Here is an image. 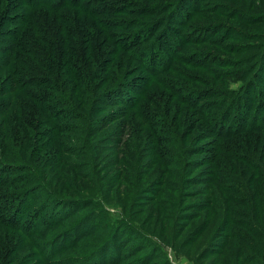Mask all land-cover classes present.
I'll list each match as a JSON object with an SVG mask.
<instances>
[{
    "label": "rangeland",
    "instance_id": "rangeland-1",
    "mask_svg": "<svg viewBox=\"0 0 264 264\" xmlns=\"http://www.w3.org/2000/svg\"><path fill=\"white\" fill-rule=\"evenodd\" d=\"M146 1L150 2V5L156 0ZM211 1L217 6L227 7L229 13L225 10L228 14L216 15L208 11L206 15L210 19L206 16L205 18L195 16L192 21L195 19L196 21L192 23L194 25L199 23L195 29L197 34L201 35L207 32L210 34L212 32L210 28L214 29V26L220 28L214 35L212 33L210 38L220 37L221 48L215 49L201 42L200 46L187 45L185 51L203 50L206 57L210 54L213 59L219 58L220 61H239L238 59L244 58L243 56L253 58L264 50V0ZM241 12L246 16L258 17H249L256 19L246 23ZM44 13H46L44 10L34 11L35 19L37 17L40 20V16L44 17ZM122 16L126 19L131 18L130 14ZM233 16L236 18L232 19ZM130 24L128 20L125 28L114 30L123 32L124 40L133 41L137 35L134 30L136 25ZM108 50L109 48L105 47L96 51V59L91 61L90 67L98 68L99 61L105 63L106 59L111 62L105 69L107 72L104 73V69H100L102 73L95 78L96 82L105 74L108 76L107 81H102L106 83L99 85L101 87L97 93H105L104 97L107 99L119 100L120 105L98 107L92 112L85 110L92 127L87 139L84 132L86 122L79 123L75 128L73 123H68L69 132L62 131L55 141L60 143L59 140H66L68 147L66 152H72L75 146H84L85 150H78V155L65 154L64 151V158L59 160L58 156H54L59 148L56 144H53L55 149L50 148L48 144L43 146L49 147L42 148L46 140L43 129L48 126L45 122L42 126L40 123L36 124L37 117L29 114V108L24 106L27 103H22L26 100L23 94L5 91L6 95L0 98V264H86L84 257L92 251L89 250L91 245L94 246L93 249L96 248L94 254L98 253L97 255L105 260L116 261L123 249L120 250L115 244L114 254L109 250H105L104 253L102 251L105 243L111 239L112 232L115 231L119 234L127 231L129 234L135 233L133 237L125 239L123 246L124 244L127 246L126 243L130 240L140 245L129 253L126 252L125 247L126 255L118 259L120 264L143 262L145 258L143 264H162L163 261L168 262L167 264H264L262 257L264 253L262 247L264 245L262 240L264 238V133H251L244 135V138L235 137L220 143L209 141L210 139L204 137L208 127L202 124L197 111L172 96L156 82L153 81L145 86V82L140 81L145 68L141 63L136 62V56L128 57L127 52L110 55L107 53ZM154 62L156 65L159 64L156 60ZM174 65L179 66L180 71L187 73L186 77L181 76V81L194 90L205 89V79L217 83L216 80L220 79L221 73L228 70L224 66L209 65L216 72H221L214 80L199 66L182 65L179 62ZM58 75L63 81L64 75L61 73ZM123 76L125 77L123 79L129 82V86L135 85L133 89L146 87L141 98L123 87L122 90L130 94L129 98H135L133 99L137 102L135 106L133 100L125 101L126 94L121 96L120 92H114L118 89L117 85L111 86ZM236 80L230 77L229 80L222 82L227 83L229 89H239L242 81ZM53 93L48 89H39L36 92L41 97H50ZM124 101L127 104L123 105ZM140 103H144L141 109ZM18 104L20 105L15 109ZM110 112L117 114H108ZM108 117L110 119L103 123ZM146 119L150 120L149 123H146ZM233 119L230 120L231 124L237 122ZM101 125L103 127H100ZM158 127L167 129L165 132L171 131L178 135V138L183 136V145L189 148L188 153L183 157L187 161L186 165L173 166L168 177H171L174 171L182 172L176 174L178 176L176 178L164 179L163 185H161V179L164 178L162 172L169 167V164L165 162L166 158H163L161 166L158 163V156L169 158L166 151H171L174 146L167 141L163 145L155 141L154 133ZM122 128L125 129V134L119 137ZM112 138H120L122 143H106L112 141ZM84 139L88 140L89 147L81 145ZM216 144L220 147L217 148ZM199 146L205 148L197 151ZM40 148L43 150L41 151ZM247 159L254 161L255 165H251ZM209 160H213V163H209ZM225 161L239 167L232 165L230 170L225 169L227 166ZM34 171H39L44 176L43 184H47L60 195L87 200L84 202V207L92 201L82 213L79 212V215L68 218V227H81L73 231L74 235L79 236L77 245L57 251L49 258L39 257L36 253L41 248H44L45 252L49 251V243L42 242V238L37 235H33L34 239H31L30 234L23 233L22 231L26 229L24 223L22 231L12 227L14 221H12V213L18 218H27L26 223L34 222L33 218L28 217L35 213L36 199L27 198L22 204L18 203L23 198V192H26L28 197L38 192V187L33 183ZM223 172L229 177L238 174L240 183L252 182L253 177L257 175L262 192L259 200L263 205L260 213L262 219L260 217L256 219L259 228L247 215L232 210L233 207H237L233 202L234 195L228 191L231 183L223 178H217L219 184H228L225 194L230 195L229 205L232 208L225 214L226 217L221 216L224 214L219 211L223 207L213 200L212 195L215 194L213 189L216 182L210 180L222 175ZM22 174L24 181L19 185H12L21 178ZM37 174L41 178V175ZM175 179L180 182L177 184ZM204 206L208 207L200 209ZM244 210L250 213L248 207H244ZM187 213L189 216L185 215ZM217 213L221 215H216ZM243 216H247V219H241ZM45 222L43 218L41 225ZM222 225H225L229 232L224 238L219 231ZM196 231H199V235L194 236ZM80 232H89L90 235L81 237ZM158 238L168 246L160 249V245L156 244ZM46 240L48 242L50 239ZM218 242L217 250L206 251L212 249V246Z\"/></svg>",
    "mask_w": 264,
    "mask_h": 264
},
{
    "label": "trees",
    "instance_id": "trees-1",
    "mask_svg": "<svg viewBox=\"0 0 264 264\" xmlns=\"http://www.w3.org/2000/svg\"><path fill=\"white\" fill-rule=\"evenodd\" d=\"M149 3L146 0H0V98L6 95L5 91H12V94L21 93L26 97L22 103H27L24 106L29 108V114L37 117L36 124L40 123L42 126L45 122L48 126L43 129L46 140L42 146L48 144L50 148L55 149L53 144H56L59 148L54 156H58L59 160L64 158V151L65 154L78 155V150H85L84 146H75L72 152H66L68 148L66 140H59L60 143L55 141L62 131L63 133L69 132L68 123H73V128H75L79 123L86 122L87 126H85L84 132L87 139L92 127L91 120L88 119L85 110L92 112L98 107L120 105L119 100L107 99L104 97L105 93H97L101 87L99 85H104L108 76L105 74L101 80L99 78L100 82H95V78L102 73L100 69H104V73H106L105 69L111 62L106 59L105 63L99 61L98 68L90 67L92 66L91 61L96 59V51L103 50L105 47L109 48L107 53L110 55L127 52L128 57L136 56V62L141 63L145 68L144 75L140 80L145 82V86L154 81L157 85L168 90L172 96L184 101L188 107L190 105L194 111H197L202 124L208 127V132L204 137L210 139L209 141L220 143L223 140L227 141L251 133H264V50L253 58L243 56L244 58L238 59L239 61L243 60L242 62L230 59H228L230 61H220L219 58L213 59L210 54L206 57L203 50H187L188 53L185 51L187 45L200 46L201 42L215 49L221 48L220 37L210 38L211 34L214 35L220 28L214 26V29L210 28L212 30L210 34L209 32L205 35L197 34L195 27L199 23L194 25L192 22L195 23L196 19L194 21L192 19L195 16L198 18L208 17L206 15L208 11L210 14L226 15L230 10H226L227 7L224 8L222 5H215V2L211 0H156L154 4L149 5ZM36 10L46 12L44 17L40 16V20L37 17L35 19L34 11ZM126 14H130L131 18L126 19L122 16ZM241 15L246 19V23L256 19L249 17H258L246 16L242 12ZM235 18L236 16L232 17V19ZM128 20L131 22L130 25H136L134 30L137 35L133 41L124 40V33L114 30L125 28ZM84 27L86 28L83 31ZM80 28H82L81 31ZM154 60L159 64L156 65ZM176 62L182 65L199 66L200 69L206 70L214 80L221 72H216L209 65L224 66L228 70L221 73L220 79L216 80L217 83L205 79L204 87L206 88L194 90L181 81V76L186 77L187 73L180 71L179 66L174 65ZM144 68L142 69L144 70ZM59 73L64 75L63 81L60 79ZM124 76L119 77L111 84L112 87L118 86L114 92H120L121 96L126 94L125 101L135 98H129L130 94L122 90L123 87L130 90L133 95L137 94L138 97H143L142 93L146 87L133 89L135 85L129 86V82L123 79ZM230 77H234L237 79L236 81H242L239 89H229L227 83L222 82L229 80ZM103 80L106 81L102 83ZM39 89H48L54 93L50 97H41L36 94ZM220 101L223 102L219 103ZM136 103L135 101L133 106ZM20 104L16 105L15 109ZM125 104L127 103L125 102L123 105ZM143 104L140 103V109ZM113 113L117 114L115 112L108 114ZM231 118L237 122L231 124ZM109 119L110 117L105 118L103 123ZM160 119L162 120V118ZM97 120L99 121L100 118ZM145 121L149 123L150 120L146 119ZM166 130L158 127L154 133L157 143L163 145L167 141L174 146L171 151H166L169 158L158 156V163L161 166L163 158H166L165 162L169 164V167L162 172L164 178L161 179V185L166 178L178 177L176 174L182 171H174L175 173L168 177L169 171L173 166L186 165L187 161L183 157L189 150L183 145V136L178 138V135L176 136L169 130L165 132ZM124 134L125 129L122 128L119 137H123ZM119 139L112 138V141L106 143L121 144L122 140ZM81 145L89 147L88 140L84 139ZM218 145L216 144L217 148L220 147ZM47 147L49 146L42 148ZM204 148V146H199L197 151H202ZM213 151L212 149L211 152ZM159 152L162 151L159 150ZM249 159H247L248 162L255 165V162ZM225 162L227 165L225 169L230 170L232 165L239 167L229 161ZM209 163H213V160H209ZM35 173L36 178H34ZM37 173L41 175V178ZM256 176L253 177L252 182L240 183L237 178L238 174L229 177L223 172L222 175L211 179L210 182H216L215 189H213L215 194H212L213 200L223 207L219 212L224 214L217 213L216 215L226 217L225 214L232 209L229 205L230 195L225 194L228 184L221 185L217 181V178H223L231 183V188L228 191L234 195L233 202L237 207H233L232 210L241 215H247L249 220L258 227L256 219L261 218L260 213L263 205L259 200L262 192H260V183ZM33 179L35 187H38V192L30 197L26 192H23L24 195H20L23 198L18 203L22 204L27 198L36 199L35 213L28 217L33 218L34 222L26 223L27 218H18L16 214L12 213V221L14 220L12 227L17 231H22L25 224L26 229L22 231L23 233L30 234L31 239H34L33 235H37L42 238V242L49 243V251L45 252L44 248H41L36 252L39 257L49 258L57 251L77 245L79 236L74 235L73 231L81 227H68V218L82 213L86 207L92 204V201L84 207V202L87 200L60 195L47 184H43L44 176L39 171H34ZM177 179L175 181L178 184L180 181ZM23 181L22 174L21 178L12 185H19ZM206 207L208 206L200 207V209ZM244 207H248L250 213L245 211ZM185 215L189 216L188 213ZM247 216H243L241 219L245 220ZM43 218L46 222L41 225ZM199 231H196L194 236L199 235ZM219 231L223 234V238L229 233L225 225H222ZM80 233L81 237L90 235L89 232ZM134 235V232L129 234V231L123 234H119L117 231L112 232L111 239L105 243L102 251L104 253L105 250H109L111 254H114L116 244L120 250L123 249L117 260L109 261L99 257L98 253L94 254L96 248L93 249L94 246L91 245L89 250L92 251L85 254L84 257L86 264H120L118 259H122L126 255L125 247L127 253L140 247L133 240L128 241L127 246L122 245L127 237ZM45 238L50 240L47 242ZM262 240L264 241V238ZM131 241L133 243L129 244ZM38 242L42 244L40 241ZM156 244L160 245V249L168 246L159 238ZM216 248H219V242L214 244L212 249L206 251L209 252ZM262 257H264V253ZM141 262L133 261L131 264H143ZM163 263L167 264L168 262L163 261Z\"/></svg>",
    "mask_w": 264,
    "mask_h": 264
}]
</instances>
